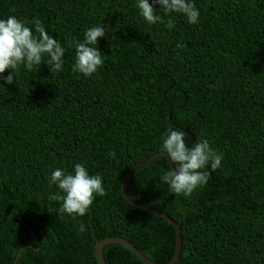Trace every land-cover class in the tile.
I'll use <instances>...</instances> for the list:
<instances>
[{"label":"trees","instance_id":"1","mask_svg":"<svg viewBox=\"0 0 264 264\" xmlns=\"http://www.w3.org/2000/svg\"><path fill=\"white\" fill-rule=\"evenodd\" d=\"M191 2L196 24L158 4L164 22L148 24L138 0H0V19L38 18L66 49L59 74L42 64L21 66L11 85L0 78V264H98L96 242L107 237L169 261L174 228L122 190L135 164L165 153L169 128L183 130L189 147L207 139L223 155L190 197L162 183L171 168L162 155L128 181L133 200L182 218L175 264H264V0ZM101 25L103 65L90 77L73 72L75 43ZM76 163L102 177L106 194L74 219L48 197L59 191L51 173ZM103 258L145 264L118 243L105 245Z\"/></svg>","mask_w":264,"mask_h":264},{"label":"clouds","instance_id":"2","mask_svg":"<svg viewBox=\"0 0 264 264\" xmlns=\"http://www.w3.org/2000/svg\"><path fill=\"white\" fill-rule=\"evenodd\" d=\"M157 4L166 15L183 14L190 24L199 21L200 12L191 0H152V3H149V0H138L140 15L148 24L164 22L154 7ZM28 23L34 25L35 31ZM166 27L173 28L174 21L169 19ZM104 36L102 25L90 27L85 31L83 42L75 43L73 72L90 77L98 71L104 60L95 45L98 38ZM181 47L183 45L177 44V48ZM65 52L66 49L48 34L38 18L31 22L22 21L16 16L0 19V78L6 79L7 84L14 83V77L18 76L21 66L31 72L42 64H47L52 73L59 74L64 70ZM9 70L12 74L3 77L2 74ZM185 135L183 130L172 128L165 133L162 149L172 162V167L164 172L160 179L168 185L170 192L190 197L198 187L207 185L211 173L204 169L210 166L212 171H216L221 166L223 155L217 153L207 139L197 141L189 147L185 142ZM108 155L114 158L116 153L113 150ZM50 184L56 185L59 191L49 195V200L60 202L59 212L74 219L86 214L97 195L106 194L102 177L98 174L90 175L81 163H76L74 172L71 173L56 168L51 173ZM80 231H85L83 223L80 224Z\"/></svg>","mask_w":264,"mask_h":264},{"label":"water","instance_id":"3","mask_svg":"<svg viewBox=\"0 0 264 264\" xmlns=\"http://www.w3.org/2000/svg\"><path fill=\"white\" fill-rule=\"evenodd\" d=\"M194 140V136H192V141L190 142V144L193 142ZM164 156L168 159L167 155L165 153H158L154 156H151L143 161H140L139 163L135 164L132 169L129 171V173L124 177L123 180V185H122V190H123V194L125 196V198L127 199V201L132 204L133 206L154 213L160 217H162L163 219L167 220L172 227L175 230V234H176V243H175V251L173 256L171 257V259L165 263H157L155 261L150 260L149 258H147L145 255H143L131 242H129L128 240H125L121 237H107L104 238L102 240H98L96 242V246H95V253H96V257H97V261L98 264H106L105 260L103 258V248L105 245L109 244V243H118L121 244L125 247H127L128 249H130L143 263L145 264H175L178 259H179V253H180V249H181V245H182V238H181V221L182 218L179 219V221H175L174 219H172L171 217H169L167 214H165L164 212L151 208L147 205L141 204L139 202H136L135 200H133L130 195L128 194L127 191V184L128 181L131 177V175L135 172V170L137 168H139L142 164L146 163L147 161L153 159L154 157L157 156ZM169 160V159H168ZM170 161V160H169ZM171 167H172V162L170 161ZM16 264V263H15Z\"/></svg>","mask_w":264,"mask_h":264}]
</instances>
